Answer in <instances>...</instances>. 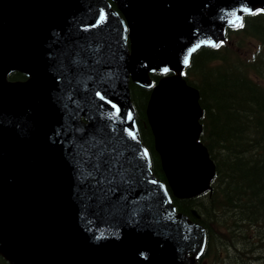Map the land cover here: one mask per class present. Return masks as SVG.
Instances as JSON below:
<instances>
[{
  "label": "water",
  "instance_id": "1",
  "mask_svg": "<svg viewBox=\"0 0 264 264\" xmlns=\"http://www.w3.org/2000/svg\"><path fill=\"white\" fill-rule=\"evenodd\" d=\"M110 1L0 0V252L12 264H188L203 246L151 171L128 86L171 72L146 106L154 150L175 198L206 192L215 165L180 71L264 0Z\"/></svg>",
  "mask_w": 264,
  "mask_h": 264
},
{
  "label": "trees",
  "instance_id": "2",
  "mask_svg": "<svg viewBox=\"0 0 264 264\" xmlns=\"http://www.w3.org/2000/svg\"><path fill=\"white\" fill-rule=\"evenodd\" d=\"M247 38L259 47L243 57L236 49ZM160 76L151 74L152 84ZM254 77L264 81L262 7L243 15L239 26L226 27L216 46L193 53L184 70L187 83L199 92V140L216 169L207 192L188 199L170 194L176 211L190 216L195 209L205 230L203 251L191 264H241L240 259L264 264V84ZM151 87L130 83L129 95L152 173L166 183L146 122ZM0 264H9L1 254Z\"/></svg>",
  "mask_w": 264,
  "mask_h": 264
},
{
  "label": "rangeland",
  "instance_id": "3",
  "mask_svg": "<svg viewBox=\"0 0 264 264\" xmlns=\"http://www.w3.org/2000/svg\"><path fill=\"white\" fill-rule=\"evenodd\" d=\"M241 47L236 51H238V53L243 56V57H248L250 56L252 53H254L255 51H257V48L259 47V43L254 40V39H250V38H247V39H243L242 42H241ZM255 80H257L256 77H254ZM261 83L264 84V81L262 80H257ZM241 263V264H249V262H244L242 261L241 259L238 261V263ZM252 264H261L260 262H255V263H252Z\"/></svg>",
  "mask_w": 264,
  "mask_h": 264
},
{
  "label": "flooded vegetation",
  "instance_id": "4",
  "mask_svg": "<svg viewBox=\"0 0 264 264\" xmlns=\"http://www.w3.org/2000/svg\"><path fill=\"white\" fill-rule=\"evenodd\" d=\"M7 78L12 82H25L28 79L24 74L19 72H12L8 74Z\"/></svg>",
  "mask_w": 264,
  "mask_h": 264
},
{
  "label": "snow or ice",
  "instance_id": "5",
  "mask_svg": "<svg viewBox=\"0 0 264 264\" xmlns=\"http://www.w3.org/2000/svg\"><path fill=\"white\" fill-rule=\"evenodd\" d=\"M185 63H187V60H185Z\"/></svg>",
  "mask_w": 264,
  "mask_h": 264
}]
</instances>
